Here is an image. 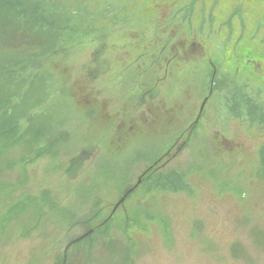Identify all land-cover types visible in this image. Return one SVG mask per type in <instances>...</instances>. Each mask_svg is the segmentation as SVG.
Segmentation results:
<instances>
[{
	"label": "rangeland",
	"instance_id": "374dc122",
	"mask_svg": "<svg viewBox=\"0 0 264 264\" xmlns=\"http://www.w3.org/2000/svg\"><path fill=\"white\" fill-rule=\"evenodd\" d=\"M118 1H46L85 20L92 16L100 31L94 40L66 23L50 33L37 26L24 39L12 23L16 16L0 9V185L7 190L0 195V264H264V177L258 176L264 126H249L230 111L231 101L243 97L264 108V96L255 95L264 81L247 80L243 72L252 69H240L235 84H216L200 125L173 118L175 102L190 92L176 96V84L165 78L157 85L153 69L145 68L159 55L157 42L177 46L195 29L213 64L227 73L243 58L189 12L174 11L178 26L170 24L180 36L168 31L170 39L157 31L150 4L158 0H132L140 6L127 9L111 4ZM56 33L63 50L54 52L58 42L48 38ZM47 42L53 54L46 62ZM209 60L180 64L189 69H175L171 82L192 73L178 87H189L195 98ZM32 77L47 96L22 108L18 100L26 98L12 88ZM150 90L155 106L145 109ZM161 93L167 99L156 120ZM201 100L184 113L196 112ZM150 173L177 185L163 189L160 181L151 191L142 186Z\"/></svg>",
	"mask_w": 264,
	"mask_h": 264
},
{
	"label": "flooded vegetation",
	"instance_id": "af4514ba",
	"mask_svg": "<svg viewBox=\"0 0 264 264\" xmlns=\"http://www.w3.org/2000/svg\"><path fill=\"white\" fill-rule=\"evenodd\" d=\"M131 2H135L132 0H119L117 3L111 2V4L113 6H119L122 9H127L128 7H137L140 6V3L137 4L136 6H132L134 4H131ZM180 0H158L152 3V5L150 4V6H152L151 8H154L156 10L155 12V18L154 21H156L157 24V31L161 33V31H165V35L161 34V36H168L171 39V36L168 35V31L169 32H173L176 31L177 34L173 33L174 35L180 36L179 29L176 30L171 27V22L174 21V26L176 27L178 25V22L176 21L177 19L175 18L176 15H174V10H178L179 8L181 9H191V8H195V6L197 5V0H191V2L186 6L183 5L182 7L179 6L180 4ZM89 4V2H88ZM93 4H96L93 3ZM240 5H238L237 8H239ZM184 7V8H183ZM167 22H169L167 24ZM166 28H164V26H166ZM192 36L191 38H181L180 41H178V45L173 46L171 44L169 45H161L160 42H157V44L154 46L153 50L154 51H159V55H155L156 58H154V60H150L148 62H146L145 64V68L146 69H153L151 72H153L155 74V78H156V84L159 86H163L164 84V79L166 78L167 82L169 83V85L173 86L174 84H176V87L174 88L176 92H174V94L180 95L182 94L183 91L188 90L190 93V96L187 97L184 101H180L179 98L177 99V101L179 102H175V106L171 111H170V116H172L174 118L175 116H179L180 118L182 116H184L185 120L188 122H192V127H194V124H198L200 122H203L208 116H207V108L210 106L212 100H213V96H214V91H215V86L216 84H218L219 87H222L223 89H226L228 86V83H231V80L233 79L234 84L236 83V79L240 78V76H242L240 74V69H252V71H250L249 73L243 72L244 77L247 78V80H249L251 77H249L250 75L254 76V79H261L264 81V55L260 54V55H256L255 57L252 55L251 58H243L241 64L242 66H238L236 68V71L231 72V73H227V69L229 68H222V67H218L216 65L213 64L210 55L208 54V48H210V46L207 48L205 43L206 40L200 38V34L199 31L192 29ZM199 35V36H198ZM182 37V36H181ZM162 41V40H161ZM173 42V41H172ZM170 43V42H169ZM148 50V49H147ZM225 50V49H224ZM226 51V50H225ZM203 58V59H202ZM209 60L210 65H203L202 68L205 69V74L206 76L204 77L205 80V86L204 87H200L197 86L198 90H195V92H193L194 94L198 93L200 95L196 96L195 98L193 97V94L191 92V89H189V87H178L180 86L182 80H190L191 79V75L192 73L190 72H185L183 76L181 77H177L176 80H178L176 83L171 82V80H173V73L175 69H189L188 65H183L180 66V64L183 63H190L194 60H204V64L207 62V59ZM182 59L183 62L180 60ZM194 59V60H193ZM179 64V65H178ZM199 69H201L199 67ZM231 69V68H230ZM144 74L145 77L148 76V71H144L142 72ZM253 79V78H252ZM263 83V84H262ZM259 84V85H258ZM262 84V86L260 85ZM194 85V83H193ZM256 86H259L261 89V91L257 92L255 95L256 97H258L259 99L264 96V82L259 81L257 82ZM233 87V85H232ZM249 87V86H247ZM162 89V88H161ZM220 89V88H219ZM187 92V91H186ZM150 94V95H147ZM152 94V90L148 91L146 93V91L144 92V95H147L148 98H150L151 102L150 103L148 101L147 98L144 97V99H142V104H149L151 106H155L154 102H153V96H151ZM159 96V97H158ZM202 97L201 102H199V104L197 105V109L196 112H193V110L191 112L188 113H184V111L186 112V107L190 106V105H195L196 104V99H200ZM204 97V99H203ZM167 99L166 97H162V93L158 94L156 96V104L158 105L157 108L155 109V119H159L160 115L163 116L164 114V108H163V104H164V100ZM162 107V108H160ZM145 109H146V105H145ZM148 110V109H147ZM150 111V110H149ZM146 113V112H145ZM151 113V112H150ZM196 113V114H195ZM160 114V115H159ZM153 115V114H151ZM185 115H188L185 116ZM187 117V118H186ZM194 123V124H193ZM224 143L226 145L227 141H224ZM230 145V144H229ZM231 146V145H230ZM262 146H259V150L261 149Z\"/></svg>",
	"mask_w": 264,
	"mask_h": 264
},
{
	"label": "trees",
	"instance_id": "16d2710c",
	"mask_svg": "<svg viewBox=\"0 0 264 264\" xmlns=\"http://www.w3.org/2000/svg\"><path fill=\"white\" fill-rule=\"evenodd\" d=\"M46 1L48 2V0H0V9H4V11H7V12L9 11L11 12V14H14V16H16L15 21L12 23L18 26L16 28H21V31H22L21 36L24 39H26L25 35L27 34H35V31L37 30L36 29L37 26H41L42 27L41 29H47L49 33L51 32L52 28H55L59 32L61 31V28H59L61 23H66L68 24L67 26L69 27L79 26L77 27L79 31L77 30L76 33L80 32L83 35H88L93 40L95 36L100 33V31L97 30L98 25H94L95 23H93L94 19L92 18V16H88L87 17L88 20L87 19L85 20L80 16L79 17L74 16L72 13H68V12L64 13L63 9L57 5H53V4L52 5L50 4V6L46 5L47 4ZM16 18H17V21H16ZM72 29L74 30L75 28H72ZM58 37H60V35L56 33L54 35H50V38H48L52 40V42H58V45L54 48V52L56 51L57 48L61 49V43L59 42ZM40 38L44 39L43 37H39L35 41L40 40ZM45 49H46V52L49 49L48 42H47ZM52 54L53 53L51 52H47V56L44 55V57L47 58L46 62L48 61V58L50 57L49 55H52ZM62 65L63 67H65L63 61H62ZM68 69H70V67H68ZM36 75H37V72H36ZM12 89L16 90L15 96L19 97V99L22 96H25V98L27 99V100L26 99L18 100L22 108H24V105L26 104V102H28V100L29 101L33 100V101L41 103L43 101V98L47 96L46 90L42 86V83L38 79L34 80L33 77L31 78V81L28 78L24 79L23 81L21 78L18 79ZM236 99L237 98H234L233 101H231L233 105H231L232 107H230V111L233 115H236V117L238 116L240 119H242L241 121H246L247 123H249V126L250 125L254 126L255 122L258 124L259 123L262 124L261 126H264V108L263 107L261 106L257 107V106L251 105L249 101H247L248 99L245 97L240 99V101ZM245 100L246 102H244ZM85 101L87 102L88 100H85ZM201 123L202 122L198 124L200 125ZM229 143L231 142H227V144ZM124 153L125 151L122 154L121 152L116 153L117 155L116 158L122 157ZM258 155L261 157V161L259 158V161L261 163V168L258 169L259 171L258 176L264 177V146L261 147L260 153ZM114 158H115V154H114ZM148 174H146L143 177L142 186L151 185L152 186L151 191L153 190V188L155 189L158 188V184L160 183V181H161V186L164 183L163 189L165 188L167 189V185H170L171 187L177 185V183L171 177L170 178L172 180L167 179L166 181H164L163 179L162 180L160 179V181H158L159 177L152 176L153 173H150V175L147 176ZM142 186L140 185V187L135 188V190L128 196L127 201L130 198H132L133 195L137 191H139V189ZM6 193H7V190L5 188L3 189L0 185V195L4 196L6 195ZM138 209L140 210V208ZM143 215H148V214L143 212ZM125 233L128 234L129 232L125 231ZM83 239L84 237L81 238L79 241Z\"/></svg>",
	"mask_w": 264,
	"mask_h": 264
},
{
	"label": "water",
	"instance_id": "95a60500",
	"mask_svg": "<svg viewBox=\"0 0 264 264\" xmlns=\"http://www.w3.org/2000/svg\"><path fill=\"white\" fill-rule=\"evenodd\" d=\"M180 1V7L191 2ZM197 2L194 9L179 8L174 11L189 12L203 25L212 27L233 53L241 58L264 55V0H197ZM135 188L124 195L121 203Z\"/></svg>",
	"mask_w": 264,
	"mask_h": 264
}]
</instances>
